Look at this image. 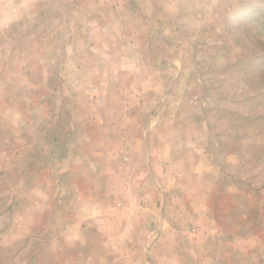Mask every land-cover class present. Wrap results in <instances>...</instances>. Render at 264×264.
<instances>
[{
    "label": "rangeland",
    "instance_id": "obj_1",
    "mask_svg": "<svg viewBox=\"0 0 264 264\" xmlns=\"http://www.w3.org/2000/svg\"><path fill=\"white\" fill-rule=\"evenodd\" d=\"M66 95L107 177L34 166ZM0 264H264V0H0Z\"/></svg>",
    "mask_w": 264,
    "mask_h": 264
},
{
    "label": "crops",
    "instance_id": "obj_2",
    "mask_svg": "<svg viewBox=\"0 0 264 264\" xmlns=\"http://www.w3.org/2000/svg\"><path fill=\"white\" fill-rule=\"evenodd\" d=\"M85 38H87L86 35H83L82 37L81 35H77V39H76L77 44H74L73 40H71L65 52L73 53L75 51L78 55H88L85 49L87 47H91V43L88 40H85ZM75 47H80V49L77 50L75 49ZM10 50L12 51V49ZM84 60L87 63L86 69L89 74L88 77L90 76L94 77L93 80L95 81V83L98 84V86L102 88L104 92L111 91V87L113 88L118 87L117 85L118 83H116L118 81V74L119 72H121V74L124 75V72H125V69H123L124 67L120 66L119 67L120 70H119L117 67H113L112 65L110 66L90 65L89 66L88 61L92 60L90 55ZM72 68H73L74 75H77L78 77L79 75H81V78L84 77L82 67L76 69L73 66ZM17 70H18L17 74L20 76L21 71L19 69ZM128 77H129V74H128ZM72 79H73V76H72ZM73 80L71 81V85L75 86L76 83L79 82V80L75 79L74 80L75 82ZM68 86L71 87L70 85ZM41 97H42L41 101L36 102L35 105L40 104L39 105L40 107L43 108L45 106L46 109L48 108L49 104L55 105L56 101L52 102V101H49L47 97L45 98H43V96ZM15 102L18 104H22L21 101H19L18 99ZM61 103L65 105V108H64L65 112H63V114H59V112H57V109L51 110V109H54L55 106L54 108L51 106L49 113L47 111L45 112L37 111L33 115L30 114L31 119H33V122H36L35 125H37V127H35V129L33 130V133L31 134L34 135L37 140H40V143H38L39 145L36 147V149L38 152H41V156L37 161L38 163H35L34 166L36 168L37 166L41 168V167L49 165L51 166V168L55 167V170H58L61 168L62 170H60L58 173L61 172L62 173L61 175L64 176L67 179V181L73 180L72 182H74L73 176L78 174V170H79V174L81 175L82 179L84 177H87V175L89 176L97 175L99 174V172L103 173L104 176L107 177V175L109 174L107 172L106 173L102 172L103 169H112V166H114L113 164H116L114 163V161H112L114 159L110 155L111 152L109 150L111 149L108 150L107 148H105L109 146L110 144L109 143L105 145H102L101 143L95 144L93 140L95 139L97 134L99 137L101 136V134L102 136H105L106 130L104 129L103 131L104 133H102L99 129L97 130L94 127L89 129L87 126H85L84 128L82 127V129L80 128L77 129L76 123H74V113L70 111V108L71 110H73L72 109V106H73L72 105L73 104L72 95L62 96ZM106 114L107 113H105V118H106ZM21 116L24 117L23 114H21ZM82 125H84V123ZM132 146L136 148L135 152H137L138 151L137 145L132 144ZM103 151L105 152V155L103 156L104 158L101 161H98L97 158L95 157L98 155V153L99 154L104 153ZM111 151L114 152L115 150H111ZM48 153H50V157L46 159ZM164 153H165L164 155L165 158L166 156L170 157V153H168V151ZM39 160H41L43 163ZM158 161L159 163H161L165 161V159L163 161L161 160H158ZM55 181L57 182L58 179H56ZM136 215L138 216L137 213ZM216 221L217 220L215 219V222L211 223L210 231L216 230L213 226V224L215 223L217 224ZM163 223H164L163 224L164 227L165 225L167 226L169 225V223L167 222V220H165V218H164ZM120 226H121L120 227L121 232L123 230L124 231L126 230V232H128L126 235H124V237L125 238L129 237V241L132 240L131 237H134L137 234H139L138 223L121 224ZM213 237L214 235L210 237L209 239L206 238L205 240L211 241L212 243H215V241L217 242L219 240L218 237L217 238L215 237V241H213L212 240ZM134 240L136 242L137 239H134ZM219 241H220L219 245H221L222 240H219ZM135 242L134 241L131 242L132 243L131 246H133Z\"/></svg>",
    "mask_w": 264,
    "mask_h": 264
}]
</instances>
